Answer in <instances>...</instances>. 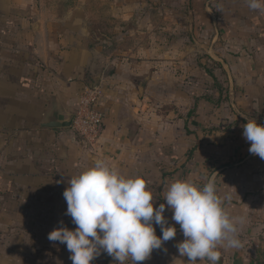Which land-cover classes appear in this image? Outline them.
Here are the masks:
<instances>
[{
  "label": "crops",
  "instance_id": "1",
  "mask_svg": "<svg viewBox=\"0 0 264 264\" xmlns=\"http://www.w3.org/2000/svg\"><path fill=\"white\" fill-rule=\"evenodd\" d=\"M224 4L228 26L208 12L194 22L203 38L213 29L219 41L218 49L204 46L206 59L220 64L233 90L263 87L264 0ZM49 7L0 0V264H196L188 223L214 200L197 184L250 148L223 125L224 113L212 119L209 90L194 89L200 70L209 86L207 60L174 67L161 54L148 60L144 49L137 59L108 57L72 9L54 15ZM252 11L257 31L243 36L240 23ZM88 88L100 91L104 115L95 142L73 128L41 127L52 113L76 115ZM249 210L257 203L242 204L239 219ZM163 229L189 235L155 240Z\"/></svg>",
  "mask_w": 264,
  "mask_h": 264
},
{
  "label": "rangeland",
  "instance_id": "2",
  "mask_svg": "<svg viewBox=\"0 0 264 264\" xmlns=\"http://www.w3.org/2000/svg\"><path fill=\"white\" fill-rule=\"evenodd\" d=\"M49 2L52 6L49 9L54 15L65 14L69 10L67 8L72 9L73 17L78 19L77 27L81 25L85 31H91V43L108 57L116 54L121 57L128 52L137 59L139 49H144L148 60L153 61L161 54L162 62L174 67H200L203 57L207 60L205 47L219 48V41H213L216 32L205 29L206 38H203L202 25L198 28L194 25L196 18L208 12L219 18V25L233 22L229 8H225V0ZM197 8L200 10L197 11ZM243 11L246 12L247 8L243 7ZM253 12L246 14L240 23L239 33L243 36L257 31L259 17L257 11L252 15ZM204 39L209 43L204 45ZM220 42L224 46V39ZM243 46L244 41H241L239 50L249 49ZM205 68L208 79L210 76L209 86L205 84L203 88V73L200 70L192 78L194 89L201 93L209 90L212 119L218 114L222 117L224 113L227 120L223 125L233 131V137L240 139L241 144H248L250 148L241 152L235 160L223 163L225 167H211L209 176H204L205 180L199 181L196 187V192L201 195L206 185L207 193L214 199L209 204L208 214L189 221L188 224L195 225L188 230L193 236L184 231L175 234L189 235L188 238L196 240V264H264V86L249 84L236 91L218 62L207 60ZM211 180L212 183L209 182ZM216 183L220 185L217 186L219 190L215 189ZM218 191H222V197L216 195ZM246 203L253 207L257 203L258 211L252 213L249 210L240 220L241 206ZM162 232L166 231L163 229Z\"/></svg>",
  "mask_w": 264,
  "mask_h": 264
},
{
  "label": "built area",
  "instance_id": "3",
  "mask_svg": "<svg viewBox=\"0 0 264 264\" xmlns=\"http://www.w3.org/2000/svg\"><path fill=\"white\" fill-rule=\"evenodd\" d=\"M99 96L98 89L88 88L86 90L72 126L75 134L89 143L98 139L104 123V115L98 109Z\"/></svg>",
  "mask_w": 264,
  "mask_h": 264
},
{
  "label": "water",
  "instance_id": "4",
  "mask_svg": "<svg viewBox=\"0 0 264 264\" xmlns=\"http://www.w3.org/2000/svg\"><path fill=\"white\" fill-rule=\"evenodd\" d=\"M74 119H75V115L66 118L63 115L57 114V113H52L49 117V119L43 123H41V127L43 128H50V129H69L72 128L73 123H74ZM199 223H197L198 225ZM195 226V225H193ZM181 229H176L174 231L171 232H165L163 234H161L160 236H158L155 240L160 239L162 237H165L167 235H169L170 233H175L176 231H179ZM150 245V243L139 247V248H134L131 250H128V252H138L140 250L146 249L148 246Z\"/></svg>",
  "mask_w": 264,
  "mask_h": 264
},
{
  "label": "trees",
  "instance_id": "5",
  "mask_svg": "<svg viewBox=\"0 0 264 264\" xmlns=\"http://www.w3.org/2000/svg\"><path fill=\"white\" fill-rule=\"evenodd\" d=\"M201 195L205 198H208V195H207V186L204 185L203 186V189H202V192H201Z\"/></svg>",
  "mask_w": 264,
  "mask_h": 264
}]
</instances>
